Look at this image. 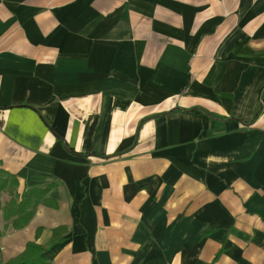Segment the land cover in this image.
I'll return each instance as SVG.
<instances>
[{
  "label": "crops",
  "instance_id": "0c3cea01",
  "mask_svg": "<svg viewBox=\"0 0 264 264\" xmlns=\"http://www.w3.org/2000/svg\"><path fill=\"white\" fill-rule=\"evenodd\" d=\"M263 96L264 0H0V261L264 264Z\"/></svg>",
  "mask_w": 264,
  "mask_h": 264
},
{
  "label": "trees",
  "instance_id": "16d2710c",
  "mask_svg": "<svg viewBox=\"0 0 264 264\" xmlns=\"http://www.w3.org/2000/svg\"><path fill=\"white\" fill-rule=\"evenodd\" d=\"M262 103L263 102H261L257 108L255 118L260 114L263 105ZM190 111L200 110L193 108L190 109ZM68 148L70 149V147ZM18 187L19 182L17 177L0 169V197L3 193H7L10 196V200L2 207V209L4 217L12 220V226L15 229H21L28 225L34 217L39 203L45 195H47L51 185L45 187H33L27 189L22 194L18 192ZM66 232L67 230L65 227L56 228L53 232L51 241L46 246L37 243L35 240L29 241L26 244L25 250L20 255L5 262L0 261V264H51L50 259L45 253L55 244L63 242ZM39 233L40 230H38L37 235H39Z\"/></svg>",
  "mask_w": 264,
  "mask_h": 264
},
{
  "label": "rangeland",
  "instance_id": "374dc122",
  "mask_svg": "<svg viewBox=\"0 0 264 264\" xmlns=\"http://www.w3.org/2000/svg\"><path fill=\"white\" fill-rule=\"evenodd\" d=\"M5 196H8V194L6 193Z\"/></svg>",
  "mask_w": 264,
  "mask_h": 264
}]
</instances>
